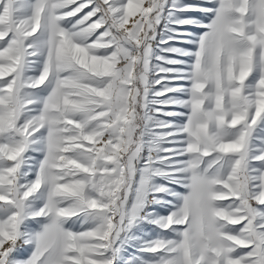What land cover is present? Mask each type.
Here are the masks:
<instances>
[{
	"label": "rangeland",
	"instance_id": "1",
	"mask_svg": "<svg viewBox=\"0 0 264 264\" xmlns=\"http://www.w3.org/2000/svg\"><path fill=\"white\" fill-rule=\"evenodd\" d=\"M48 202L49 264H264V0H0V264Z\"/></svg>",
	"mask_w": 264,
	"mask_h": 264
},
{
	"label": "bare ground",
	"instance_id": "2",
	"mask_svg": "<svg viewBox=\"0 0 264 264\" xmlns=\"http://www.w3.org/2000/svg\"><path fill=\"white\" fill-rule=\"evenodd\" d=\"M47 146H48V142H47L46 147ZM54 150H55V148H54ZM51 177H52V174H51ZM41 180H42V178H41ZM49 185H51V183ZM38 193H40V192H38ZM45 200L47 202V199H45ZM48 203H47V208H44L43 207L44 209L41 208L39 210L37 208V210L35 212H30V214L28 215V218L26 219L27 222H26V226H25L24 230L22 231L23 234H22L21 241L25 244L24 245V250L28 251L27 252L28 255H25V256H28V259L26 261H23L21 264H42V263L46 262L51 257L50 256L48 258V255L49 254L51 255L52 253H56V252L58 253L59 250H60V248H62V247L59 246V244L60 245L62 244L60 242H62L61 239H62V236H63L60 233L61 224H59V222L57 221L58 220L57 219V216L54 213V205L53 204H50V203L48 204ZM43 204H45V202ZM36 207H38V206H36ZM34 210H35V207H34ZM55 212H56V210H55ZM50 220L56 221V224L53 225V223H51L50 224L51 225L50 227L45 228V225L46 224L44 225V223L47 222V221H50ZM39 229H41V230L39 231ZM62 246H63V244H62ZM58 247H60V248L57 250ZM55 256H56V254H55ZM48 261L46 263H48Z\"/></svg>",
	"mask_w": 264,
	"mask_h": 264
}]
</instances>
